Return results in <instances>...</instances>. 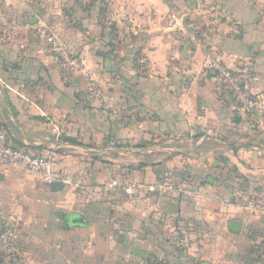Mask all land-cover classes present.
<instances>
[{"label":"crops","instance_id":"obj_1","mask_svg":"<svg viewBox=\"0 0 264 264\" xmlns=\"http://www.w3.org/2000/svg\"><path fill=\"white\" fill-rule=\"evenodd\" d=\"M77 1L2 0L0 134L56 159V174L85 190L52 192L22 164L1 167L0 226L15 229L18 248H38L37 236L65 222L64 234L81 237L102 264H220L221 249L236 247L233 220L241 234L264 236V213L230 204L235 191L264 183V109L239 110L205 61L215 49L264 108V0H79L83 10ZM52 36L82 60L74 80L62 76ZM167 170L186 174L200 196L127 197V184ZM74 216L86 225L70 224ZM182 229L195 238L190 249L178 243ZM3 244L0 237L1 253Z\"/></svg>","mask_w":264,"mask_h":264},{"label":"built area","instance_id":"obj_2","mask_svg":"<svg viewBox=\"0 0 264 264\" xmlns=\"http://www.w3.org/2000/svg\"><path fill=\"white\" fill-rule=\"evenodd\" d=\"M172 22V18H169ZM46 34L45 32H43ZM198 29L195 27L191 34L193 42L198 41ZM50 51L56 56L62 76L67 80H74L84 71L82 60L73 55L60 42L52 36L50 39ZM206 68L213 73L216 81L229 93L236 107L246 114H262L263 104L255 95L246 88L245 76L231 70L225 65L221 57L211 48L205 55ZM88 92L92 99L99 95V87L95 75L88 77ZM22 164L32 173H40L44 176L48 185L60 182L64 185H73L75 188L85 190L82 182H74L67 177H59L56 174L57 161L52 157H42L14 148L8 142V137L0 134V168L8 165ZM130 199H140L147 195L166 196L176 195L194 199L200 196L199 189L191 188L186 174L180 171L167 170L162 172L152 183L142 181L131 182L124 189ZM231 207L244 214L264 213V183L254 189L245 191L237 190L230 201ZM178 243L183 249H190L193 244V236L190 229H182Z\"/></svg>","mask_w":264,"mask_h":264},{"label":"rangeland","instance_id":"obj_3","mask_svg":"<svg viewBox=\"0 0 264 264\" xmlns=\"http://www.w3.org/2000/svg\"><path fill=\"white\" fill-rule=\"evenodd\" d=\"M81 2V3H80ZM89 5V4H88ZM93 6V4H90ZM77 8L84 9V1H77ZM69 4H65L63 12L68 13ZM9 4L0 0V15L6 13ZM73 9V7H72ZM80 213L82 211L80 210ZM85 214V212H83ZM87 220L91 217H85ZM7 220V219H6ZM5 221V220H4ZM15 223V222H14ZM0 226V237H3V251L0 250V264H102L100 259H89L81 246V237L71 236L66 233L65 222L60 224L58 229H50L44 237H36V241H41L40 247L35 248L34 242L29 245H22L18 248L15 238L17 236L15 229L10 225ZM11 227V228H10ZM41 228H34L33 231H39ZM42 231V229H41ZM181 232V230H180ZM179 232V233H180ZM194 238V236H193ZM195 239V238H194ZM234 248L221 249L222 254L220 264H264V236L263 231L258 229L245 230L243 234L236 237ZM22 247V248H21ZM43 251L42 257L37 258L36 250ZM9 250L7 253L6 251ZM142 261H133L132 264H144ZM113 264V263H109ZM118 264H131V261H121Z\"/></svg>","mask_w":264,"mask_h":264},{"label":"water","instance_id":"obj_4","mask_svg":"<svg viewBox=\"0 0 264 264\" xmlns=\"http://www.w3.org/2000/svg\"><path fill=\"white\" fill-rule=\"evenodd\" d=\"M50 189L52 192H58L64 189V185L60 182L53 183L50 186ZM68 220L70 224L72 225H80V226H85L86 221L83 217L81 216H74V217H68ZM230 231L234 234H241L243 230V223L237 220H233L230 222ZM206 264V263H204Z\"/></svg>","mask_w":264,"mask_h":264},{"label":"trees","instance_id":"obj_5","mask_svg":"<svg viewBox=\"0 0 264 264\" xmlns=\"http://www.w3.org/2000/svg\"><path fill=\"white\" fill-rule=\"evenodd\" d=\"M95 3H96V0H93V1H92L93 6H94Z\"/></svg>","mask_w":264,"mask_h":264}]
</instances>
